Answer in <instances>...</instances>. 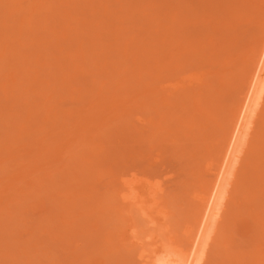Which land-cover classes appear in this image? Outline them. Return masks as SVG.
Returning <instances> with one entry per match:
<instances>
[{
    "label": "rangeland",
    "instance_id": "rangeland-1",
    "mask_svg": "<svg viewBox=\"0 0 264 264\" xmlns=\"http://www.w3.org/2000/svg\"><path fill=\"white\" fill-rule=\"evenodd\" d=\"M263 13L264 0H0V264L183 249ZM262 104L201 264H264Z\"/></svg>",
    "mask_w": 264,
    "mask_h": 264
},
{
    "label": "bare ground",
    "instance_id": "bare-ground-1",
    "mask_svg": "<svg viewBox=\"0 0 264 264\" xmlns=\"http://www.w3.org/2000/svg\"><path fill=\"white\" fill-rule=\"evenodd\" d=\"M261 24H263L262 32L260 33V36L258 38V43L254 48V50H252L251 52L252 54L249 55L250 61H248L249 62V66L247 67L248 69L245 67L247 69V73H244L246 75L244 76L245 81L243 86H241L242 88L239 89L241 90L240 97L238 98L234 109L230 111L231 114L228 117L229 119H227L228 120V122H226L227 125L224 123V126L226 125V129H224L225 131H223V134L224 132L225 134L223 137L222 147L221 148L219 147L220 149L218 148L219 154H218V158L216 159L217 164L215 163L216 165H214L216 167L215 168L210 167L211 170L214 169L212 176L210 177V181L208 182L205 192L202 193L203 195L199 197L200 200L199 201L200 210L198 213L199 217L197 218L198 220L195 225V229L194 230L192 229V233L188 239L187 242L188 245L187 244L184 245L183 249H179L177 247V244L175 245L176 247H171L173 245L171 246L158 245L151 251L148 258L145 259V261H143L144 264H201V262L203 261L205 246L208 243L209 234L213 229L212 226L216 222L215 220H217V217L219 218V216L221 215L222 213L221 211L223 210V205L225 203L224 201L226 200L227 197L226 195H228L226 194L228 191L227 186L230 185L229 183H231L232 179L234 180L235 178L234 176L236 175L237 165L240 162L242 155L246 150V146L248 144L249 138L251 137L252 132L254 130L253 128L256 123V119H257L256 117L259 116L261 107L263 105L262 103L264 101V21ZM244 65L245 64H243V66ZM160 66L157 69H155L158 71V72L155 71L156 72L155 75L157 73L158 75H160V72L162 73L164 71V68L166 67V65H164L165 67L161 66L162 68H160ZM159 69H163V70L159 72ZM157 78L159 79V76H156V79ZM160 93H164V91ZM164 94H162V97L163 100L165 101L167 97ZM195 107L197 109H200L198 104H195ZM221 127L223 129V124ZM127 182L129 183L127 185L125 184L127 186L126 189L132 186L131 185L132 180ZM150 184L151 186L152 184L154 186V183H150ZM147 185L150 186L149 184ZM134 186L135 185L132 186L133 189ZM148 186L145 188L149 190ZM136 188L138 190V186ZM142 188H144V185L141 187V189ZM153 190L154 189H151L150 192L148 191V194H146V197L148 198L147 201L153 198L152 197L153 195L151 196L152 197L151 199L149 198ZM136 194L135 195L130 194V196L127 197L133 199L134 197L137 196ZM221 217L222 215L220 216V218Z\"/></svg>",
    "mask_w": 264,
    "mask_h": 264
}]
</instances>
